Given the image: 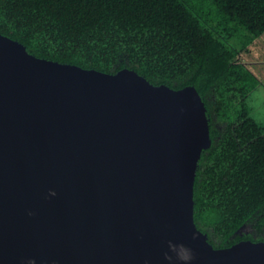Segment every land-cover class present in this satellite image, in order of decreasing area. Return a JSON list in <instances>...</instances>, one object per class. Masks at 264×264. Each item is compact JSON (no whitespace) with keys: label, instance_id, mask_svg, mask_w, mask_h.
Listing matches in <instances>:
<instances>
[{"label":"water","instance_id":"water-1","mask_svg":"<svg viewBox=\"0 0 264 264\" xmlns=\"http://www.w3.org/2000/svg\"><path fill=\"white\" fill-rule=\"evenodd\" d=\"M211 146L195 87L40 59L0 34V264H178L169 241L191 264H264V241L216 249L196 226Z\"/></svg>","mask_w":264,"mask_h":264},{"label":"trees","instance_id":"trees-1","mask_svg":"<svg viewBox=\"0 0 264 264\" xmlns=\"http://www.w3.org/2000/svg\"><path fill=\"white\" fill-rule=\"evenodd\" d=\"M0 34L37 58L153 85L196 88L212 146L199 161L194 219L216 249L263 237L264 124L239 60L264 35V0H0Z\"/></svg>","mask_w":264,"mask_h":264},{"label":"rangeland","instance_id":"rangeland-1","mask_svg":"<svg viewBox=\"0 0 264 264\" xmlns=\"http://www.w3.org/2000/svg\"><path fill=\"white\" fill-rule=\"evenodd\" d=\"M240 62L243 64L253 80L258 83L256 88L247 97V104L251 109L252 117L260 124H264V35L256 39L250 46L248 51H244L239 56ZM239 234L253 235L254 237H263V233L259 234L252 224L245 226Z\"/></svg>","mask_w":264,"mask_h":264},{"label":"clouds","instance_id":"clouds-1","mask_svg":"<svg viewBox=\"0 0 264 264\" xmlns=\"http://www.w3.org/2000/svg\"><path fill=\"white\" fill-rule=\"evenodd\" d=\"M50 195L55 196V192H51ZM29 215H33V213H29ZM169 251L174 254L175 261L178 264H191V262L195 258V253L191 247L181 243L174 244L171 241L168 242ZM164 260L168 261L169 264H173V255H169L168 252L164 253ZM28 264H35V261H29Z\"/></svg>","mask_w":264,"mask_h":264}]
</instances>
